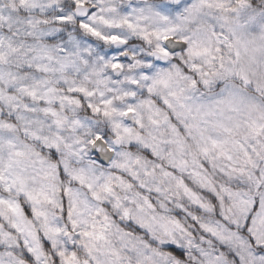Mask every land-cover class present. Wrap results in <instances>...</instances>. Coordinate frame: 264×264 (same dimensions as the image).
<instances>
[{
	"label": "clouds",
	"instance_id": "9594fccd",
	"mask_svg": "<svg viewBox=\"0 0 264 264\" xmlns=\"http://www.w3.org/2000/svg\"><path fill=\"white\" fill-rule=\"evenodd\" d=\"M0 264H264V0H0Z\"/></svg>",
	"mask_w": 264,
	"mask_h": 264
}]
</instances>
